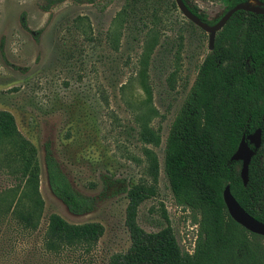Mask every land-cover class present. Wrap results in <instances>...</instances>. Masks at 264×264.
Instances as JSON below:
<instances>
[{
    "label": "rangeland",
    "instance_id": "1",
    "mask_svg": "<svg viewBox=\"0 0 264 264\" xmlns=\"http://www.w3.org/2000/svg\"><path fill=\"white\" fill-rule=\"evenodd\" d=\"M188 1L212 21L228 4ZM210 51L209 33L175 0H0V110L14 114L38 149L45 201L35 232L0 218V264H110L131 245L128 191L152 182L145 148L156 153L160 172L139 223L158 231L168 225L167 215L182 249L193 252L200 212L177 203L165 146ZM145 119L160 129V145L141 139ZM46 144L75 189L95 199L92 212L75 214L52 192ZM16 183L0 170V192ZM52 213L72 223L100 222L105 232L88 254L48 253L43 236Z\"/></svg>",
    "mask_w": 264,
    "mask_h": 264
},
{
    "label": "trees",
    "instance_id": "2",
    "mask_svg": "<svg viewBox=\"0 0 264 264\" xmlns=\"http://www.w3.org/2000/svg\"><path fill=\"white\" fill-rule=\"evenodd\" d=\"M251 0H228L225 12ZM264 2V0H260ZM187 3V0H185ZM189 4V3H187ZM190 8L214 24L197 6ZM264 8V6H262ZM224 12V13H225ZM262 128L247 184L242 161L233 160L242 138ZM141 139L160 145V129L145 119ZM151 183L128 191L126 225L131 245L114 253L110 264H264V236L237 222L229 213L224 190L230 185L238 202L264 222V14L239 10L217 33L191 91L173 121L165 146V172L178 204L200 212L195 248L182 249L174 228L147 231L139 223V208L157 194L160 172L156 153L145 148ZM19 183L0 192V218H12L25 232L39 229L45 201L40 190L41 164L36 145L18 128L14 114L0 110V170ZM47 177L52 192L75 214L90 213L95 199L80 193L46 144ZM105 232L96 221L72 223L52 213L43 236L46 252L88 254Z\"/></svg>",
    "mask_w": 264,
    "mask_h": 264
},
{
    "label": "water",
    "instance_id": "3",
    "mask_svg": "<svg viewBox=\"0 0 264 264\" xmlns=\"http://www.w3.org/2000/svg\"><path fill=\"white\" fill-rule=\"evenodd\" d=\"M179 9L187 19L193 22L195 25L209 33V49L212 51L215 46V40L217 33L224 28L227 22L230 20L232 15L239 11H249L258 14H264V8L253 5L251 3H239L229 9L215 24L210 25L202 18L193 12L190 7L185 3L184 0H175ZM251 144L255 145V148L258 149L262 144V128H258L254 133H251L242 138V141L232 156L233 160L242 161L241 166V176L244 180V183L247 184L249 181V167L252 160V157L255 154V150L250 146ZM224 199L228 207L229 213L231 216L248 230L261 234L264 236V222L260 221L253 215H251L236 199L231 191L230 185H227L224 190Z\"/></svg>",
    "mask_w": 264,
    "mask_h": 264
},
{
    "label": "flooded vegetation",
    "instance_id": "4",
    "mask_svg": "<svg viewBox=\"0 0 264 264\" xmlns=\"http://www.w3.org/2000/svg\"><path fill=\"white\" fill-rule=\"evenodd\" d=\"M184 1H185V0H184ZM251 1H252V0H251ZM251 1H250V3H251ZM258 1H260V0H258ZM260 2H261L262 4H261V5H257V6H260V7L264 6V2H262V1H260ZM185 3H186V2H185ZM187 3H189L188 0H187ZM187 3H186V4H187ZM187 5L189 6V5H191V4L189 3V4H187ZM191 6H193V5H191ZM189 7H190V6H189ZM197 7H198V6H197ZM262 8H263V7H262ZM190 9H191V8H190ZM191 10H192V9H191ZM192 11H193V10H192ZM193 12H194V11H193ZM199 12H202V11L199 10ZM204 13H205V12H204ZM225 13H226V12H225ZM225 13H223L222 16H223ZM196 14H197V13H196ZM205 14H206V13H205ZM222 16H221V17H222ZM221 17H220V18H221ZM220 18H219V19H220ZM202 20H203V19H202ZM216 22H217V21H216ZM216 22H215V23H216ZM207 23H208V22H207ZM215 23H214V24H215ZM208 24H209V23H208ZM210 25H213V24H210ZM252 145H254V144H252ZM250 146H251V145H250ZM254 146H255V145H254Z\"/></svg>",
    "mask_w": 264,
    "mask_h": 264
},
{
    "label": "built area",
    "instance_id": "5",
    "mask_svg": "<svg viewBox=\"0 0 264 264\" xmlns=\"http://www.w3.org/2000/svg\"><path fill=\"white\" fill-rule=\"evenodd\" d=\"M195 248V247H194ZM193 251H194V249H193ZM190 253H192V252H190Z\"/></svg>",
    "mask_w": 264,
    "mask_h": 264
}]
</instances>
